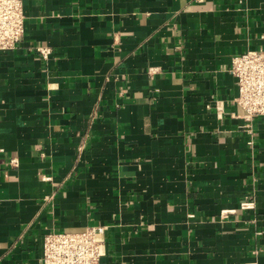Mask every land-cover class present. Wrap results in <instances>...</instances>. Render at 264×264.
<instances>
[{
  "label": "crops",
  "instance_id": "0c3cea01",
  "mask_svg": "<svg viewBox=\"0 0 264 264\" xmlns=\"http://www.w3.org/2000/svg\"><path fill=\"white\" fill-rule=\"evenodd\" d=\"M24 12L0 50V264H40L48 231L95 224L102 264H264V115L244 127L230 72L264 48V0Z\"/></svg>",
  "mask_w": 264,
  "mask_h": 264
},
{
  "label": "built area",
  "instance_id": "2783aa9c",
  "mask_svg": "<svg viewBox=\"0 0 264 264\" xmlns=\"http://www.w3.org/2000/svg\"><path fill=\"white\" fill-rule=\"evenodd\" d=\"M26 32L24 0H0V50H14ZM36 51L48 59L51 47L37 45ZM157 68H150L156 72ZM230 72L236 79L238 92L232 103L242 109L241 116L251 128L258 116L264 115V48L249 49L231 58ZM216 109L222 112L226 101L219 100ZM52 177L43 175L44 180ZM243 209L253 207L252 201H243ZM231 210H226L230 212ZM110 225L95 224L79 231L50 230L45 234L40 264H102L107 253ZM254 264V263H246Z\"/></svg>",
  "mask_w": 264,
  "mask_h": 264
}]
</instances>
